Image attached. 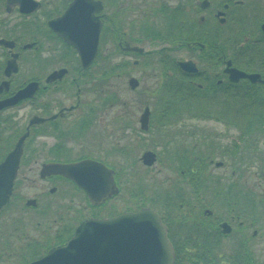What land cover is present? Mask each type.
Listing matches in <instances>:
<instances>
[{
    "label": "flooded vegetation",
    "instance_id": "flooded-vegetation-1",
    "mask_svg": "<svg viewBox=\"0 0 264 264\" xmlns=\"http://www.w3.org/2000/svg\"><path fill=\"white\" fill-rule=\"evenodd\" d=\"M31 1L41 7L34 12H23L22 9L33 7ZM73 1L15 0L10 5L8 0H0V166L20 139L28 135L12 195L0 209V264H32L44 259L50 251L64 248L84 221L118 216L115 208L109 209L106 216L95 211L107 208L122 192L128 194L127 203L133 204L124 212L149 208L161 217L176 253V263L185 262L188 254V264H261L258 240L262 231L260 202L264 206V197L245 190L249 181L244 173H250L252 167L264 174V152L259 146L264 140V0H176L175 4L169 0H95L103 3L104 10L98 16L104 26L108 25L103 26L102 42L107 34L115 38L117 24L123 25L122 17L126 13L129 18L140 13L135 18H141L144 24L149 18L157 20L151 26L152 37L135 30L137 34L132 27L138 28V22L130 20L127 32L117 41L116 51L135 60L133 66L141 65L146 74L149 84L146 88L140 90L141 81L134 76L128 84L132 92L140 91L148 99L142 105L144 112L138 125L135 123V132L142 140H150V149L147 147L136 161L118 168L112 165L114 154L128 156L130 145L118 146L114 136L119 129L104 127L105 117L100 116L102 110L113 106L115 95L105 101L87 104L80 101L83 89L92 84L88 78L95 80L91 73L102 68L100 50L93 65L84 69L77 50L50 27ZM149 2H153L151 8ZM106 9L109 13H105ZM14 14L23 23L9 27L11 19L7 17ZM158 19L163 21L162 25ZM196 25L204 29L197 40ZM180 30L186 38L180 36ZM176 34L181 38H177L179 44L174 46ZM136 49L140 52L132 51ZM184 55L188 58L180 59ZM112 56L103 60L109 61ZM182 63H192L197 71H185ZM25 68L29 75H21ZM235 72L259 81L247 77L236 81ZM133 80L138 84L136 88ZM68 88L77 90L76 104L67 107L53 103L52 97ZM24 91L27 92L21 95ZM187 99H199L198 105L223 108L226 113L231 111L220 118L176 117V104ZM146 112L149 117L144 124ZM23 123H26L24 132L19 128ZM189 123L191 131L180 137L176 124ZM209 127L218 133H212ZM39 136L52 137L61 145L79 143L92 136L95 150L85 148L89 151L73 159L64 154L65 150L70 151L67 145L65 150L58 143L59 146L50 147V159L40 166L38 173L44 186L37 196L25 198L17 193V184L22 169L34 156V150H28L27 146ZM15 137L17 141L8 148L4 140ZM180 143L184 149L177 153L176 146ZM147 153L155 157L151 166L144 161ZM88 160L113 171L119 188V194L101 206L92 205L86 192L70 179L42 175L46 165ZM138 164L147 171L160 166L158 172L167 171L169 175L157 182L153 178L140 180ZM176 171L190 172V179L176 180ZM55 196L62 201L82 197L92 215L84 220L75 219L76 224L70 223V206L65 207L63 202L53 204ZM30 211L45 221L37 223L35 236L21 229L20 217ZM63 213L67 216L63 217ZM9 217H15L11 223Z\"/></svg>",
    "mask_w": 264,
    "mask_h": 264
},
{
    "label": "water",
    "instance_id": "water-1",
    "mask_svg": "<svg viewBox=\"0 0 264 264\" xmlns=\"http://www.w3.org/2000/svg\"><path fill=\"white\" fill-rule=\"evenodd\" d=\"M14 1L8 0L10 5ZM32 3L33 7L22 11L30 13L41 7L39 3ZM205 5L202 7L205 8ZM103 10L102 2L74 0L60 19L50 23V27L77 50L84 69L90 68L98 55L103 28L98 15ZM2 44L10 45L7 42ZM132 51L140 52L137 49ZM181 67L187 72L197 71L192 63H182ZM235 74L236 81L245 77L253 82L259 81L238 72ZM133 83V88H136V80ZM148 117L149 112H146L144 124H147ZM27 136L21 138L0 166V209L12 195ZM144 161L151 166L155 157L147 153ZM42 175H61L70 179L86 192L94 206H101L119 194L114 172L91 160L70 165H46ZM175 261L176 253L168 238L166 225L154 210L144 208L113 218L89 219L76 229L64 248L54 249L44 259L32 264H175Z\"/></svg>",
    "mask_w": 264,
    "mask_h": 264
},
{
    "label": "rangeland",
    "instance_id": "rangeland-1",
    "mask_svg": "<svg viewBox=\"0 0 264 264\" xmlns=\"http://www.w3.org/2000/svg\"><path fill=\"white\" fill-rule=\"evenodd\" d=\"M37 1H48V0H37ZM169 1L173 2L174 4L177 3L176 0H169ZM149 3L150 5L148 7L151 8L153 6L152 5L153 2H149ZM160 3H165V2H160ZM138 5L140 6V4ZM141 6H144V5L141 4ZM145 8L148 9L149 11V8L147 7ZM145 8L142 7L143 10H145ZM105 13H109V9H106ZM139 14H137L135 17H138ZM147 15L149 14L147 13ZM141 16H143V14H141ZM3 17H6V15H4ZM37 17L41 18L42 15H38ZM135 17L130 16L129 18V13H126V17L125 16L122 17L124 19L123 25H121L120 23L117 24V27L119 30L116 32L115 38H111L110 34H107V37L103 42L100 40V46H99L100 54L99 55H101L103 59H106L110 57L111 55L113 56L110 58L109 61L108 60L105 61L101 58L100 63L102 64V68L101 69L97 68L98 70L96 69L95 71L91 73L95 76V80L91 81L93 78H88V80L90 79V82L92 84L84 88L83 91L85 92L82 93L80 96L81 103L87 104L90 101H96V100L105 101V99L111 97V95L112 96L115 95L113 106L109 109L107 108L105 110H102L100 116L105 117L104 127L105 126L107 127L110 126L112 128L117 127L120 130V131L117 130L116 136H114V138L116 137L114 142H116L118 146H122V147H124L125 144H128L130 145V148H131V154H129L128 156H124L120 153L114 154L112 165L115 166L116 168L122 167L123 165H125V163H129V161H136L138 156L142 152V150H146L147 147L150 149V140L149 142L142 140L139 136L140 134H137L138 135L137 137L136 132H135L137 130L138 120L141 117L142 113L144 112V107L142 105H144L145 101L147 103L148 99L146 98V96H144L145 98L142 97L140 95V91L132 92L128 84L129 78L131 76H134L135 78H137V80L141 81L140 90H142L143 87L149 85L148 83H146V78H145L146 74L143 73L141 65L138 68H135L133 66L135 60L128 59L126 58V56L121 55L119 50L116 51L118 38H120V36L124 32H127L129 26L127 27L126 25L127 23L130 22V20H132L133 22L134 21L138 22L136 23L138 24L137 25L138 28L136 27L134 28L133 26L132 30L134 31L137 30L138 33H141L143 31L149 34V36H151L152 34L151 26L152 24L157 23V20H153V19L150 20L149 18L148 23L144 24L140 21L142 20L141 18L137 19ZM162 17L165 20V15H163ZM7 18L8 20L11 19L10 20L11 22H9V24L10 23L11 24L8 25L9 27L17 26L23 23V20H21L17 14L8 16ZM158 21H160L159 25H162L163 21L159 19ZM102 23L104 26V22ZM146 24L148 26L147 28H145ZM106 26L108 25L105 24L104 27ZM194 32L199 33L195 35V38H200L201 37L200 34L201 35L204 34V29L200 28L199 25H196ZM105 33H107V31H105ZM179 33H182L181 35L182 38L184 37L186 38V35H183V31L181 32L180 30ZM158 39L160 40L161 38L158 37ZM178 40L179 39H176V45L174 46H177L179 44L177 43ZM149 43L150 41L148 40L147 44ZM194 43H198V42L195 41ZM171 46L174 47L173 45ZM155 47L156 46H152L151 48H155ZM46 55H49V53H47ZM187 58H188L187 55L180 57V59L182 60L187 59ZM111 69H115V72L112 73ZM27 70L28 69L25 68L24 71L21 73V75H29L27 73ZM83 82H85V80H83ZM74 90L75 91L73 90L71 91L68 88L65 90L64 93H61V94L59 93L56 96H53L52 97L53 103L55 104L61 103L62 106H67V107L71 105H75L78 99L77 97H75L77 90L76 89ZM176 105L177 107L178 106L187 107V106H190V103L188 102V100H180ZM22 115L23 113H21V116ZM181 117H186L184 112H182ZM196 117H202V116H196ZM114 123H118V124L114 125ZM135 123H137V125H135ZM191 124L190 123L187 125L176 124V133L180 134L179 135L180 137H182V135H186L188 131H191L190 130ZM25 126H26V123H23L20 125L19 128L22 132L25 131ZM209 128L212 133H218V130H216L214 127H209ZM131 129L132 130L134 129L133 133ZM130 132L132 133V135ZM4 137L7 138L8 134H6ZM112 140L113 139H111V141ZM16 141H17V137L8 138L4 140L5 143L9 144V146L7 145L8 148L12 147ZM176 141L180 142V140H176ZM262 141L259 143V146L261 147L260 150L264 152V142ZM57 143L60 144V146L64 145L62 150H65L64 148L67 145L70 151L65 150L64 154L66 153V156L76 159L82 154H84L83 151L85 152L89 151V150H84L85 148L95 150V147L92 144L93 143L95 144L96 141L92 138V136H89V138H83L82 142H79V143L77 142L75 144L74 143L70 144V142H68V143H64L61 145V143L57 142L52 137L39 136L37 139H34V141H32L27 146L28 150H34V153H32V155L34 156L31 157L32 160L30 161V164H27L26 167L23 168L21 171V176L19 177V182L17 184V193H20L25 198H32L34 196H37L38 193H40V190L44 185H42L39 181V177H38L39 168L43 163L47 162L50 159L48 150L50 147H52L53 145H56ZM103 144H105V142ZM80 145H82V147ZM182 149L184 148L181 145V143L179 144L178 147L176 146L177 153L182 152ZM137 168H138V175H139L140 180H143V178H145L146 180L153 178L157 182L159 180L160 181L163 180L166 175H169L167 171H165L163 174L158 172V170L161 169L160 166H157L155 170L153 171H147L144 168H142V166L139 164ZM244 174H247L245 177H246V180L249 181V183L246 184L245 190L248 189L250 190L251 193H254L256 196H259L261 198L264 197V174L262 175V173L259 170L255 168L253 169L252 167H251L250 173L245 172ZM258 174H261L262 176L259 178L257 177ZM78 197L80 196H77L76 199L74 198L73 201L70 199L71 197H69L67 201H62V198H59L58 196H55L52 199L53 204H61L63 202V205L65 207L70 206V212H69V222L70 223H72L77 218H81L82 220H84V219H87L90 215H92V210L91 208L87 206L85 200L81 199L82 197L80 198ZM127 202H128V194L122 192L121 195L115 201H113L107 208L103 210H98L95 212L106 216L109 209L115 208L116 214L118 213L119 215L125 211L127 206L133 205ZM260 203L263 205L262 201ZM42 204H44L43 201H42ZM262 205L261 207L263 209L261 213L262 217H261V224H260L262 231H261L260 239L258 240V244L260 245L261 262L264 263V206ZM62 216L66 217L67 215H64L63 213ZM13 218L15 217H9L8 222L11 223L13 221ZM20 219H21L20 224H22L21 225L22 231H24L25 233L31 234V236H35L38 234L37 232L38 230L36 229L37 223L41 220L38 218V216L34 212H31V211L26 212L24 215L20 217ZM41 222L44 223L45 221H41ZM73 223L76 224V221H74Z\"/></svg>",
    "mask_w": 264,
    "mask_h": 264
},
{
    "label": "trees",
    "instance_id": "trees-1",
    "mask_svg": "<svg viewBox=\"0 0 264 264\" xmlns=\"http://www.w3.org/2000/svg\"><path fill=\"white\" fill-rule=\"evenodd\" d=\"M149 37H152V35L149 36ZM191 37H194V36H191ZM177 38H180V37H177V34H176V39ZM197 39H201V38H196V40ZM197 92H199V91H197ZM188 101H191V104L193 106H191V105L187 106V107H179V106L177 107L176 106V117H181L182 112H184V114L186 116H202V117L214 116V117H219L220 118V117H223L225 115L226 116L229 115L228 112L231 111V110H228V112L226 113V110L223 109V108L222 109H217V108L206 106V105L203 106V104L198 105L200 103V101H201L199 99H198V101H193V99L188 100ZM195 104H197V105H195ZM190 176H191V173L188 172V171H185L184 173H182L180 171H176V177H177L176 180H178V181H181V180L187 181V180L190 179ZM178 195L179 194H177V192H176V196H178ZM187 255L188 254H186V258L184 259L185 262H183L181 260L182 264H188L189 257ZM176 264H178V262ZM261 264H264V263L262 262Z\"/></svg>",
    "mask_w": 264,
    "mask_h": 264
}]
</instances>
